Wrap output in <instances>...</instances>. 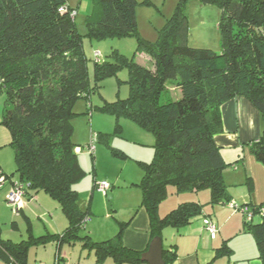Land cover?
I'll list each match as a JSON object with an SVG mask.
<instances>
[{"label":"trees","instance_id":"1","mask_svg":"<svg viewBox=\"0 0 264 264\" xmlns=\"http://www.w3.org/2000/svg\"><path fill=\"white\" fill-rule=\"evenodd\" d=\"M185 2L180 1L159 40L151 43L138 33V0H94L86 20L88 35L138 36L136 52L149 54L154 69L134 57L121 62L96 58V82L92 84L83 36L75 23L77 13L72 15L78 8L67 0H0V92L6 94L2 123L11 132L16 159L14 172H5L1 165L0 170L11 181L23 182L26 195L48 193L70 219L61 233L33 239L31 235L21 241L4 238L0 223V258L28 264L29 245L53 239L58 242L61 261V244L76 242L89 212L81 210L74 187L86 174L79 160V145L72 137L74 107L81 97L88 99L98 90L102 78L117 74L121 66L129 69L130 97L106 102L102 109L130 117L156 135L155 156L151 162H141L143 176L136 183L142 191L141 207L149 214L152 238L162 236L166 226L186 225L203 212L201 202H183L161 217L159 204L172 192L209 189L210 203L231 201L224 178L229 163L215 136L224 130L221 105L238 95L248 97L258 107L264 122V0H200L221 8L220 53L185 43ZM169 83L177 87L178 97L168 94ZM118 127L120 130L119 122ZM246 145L264 165V128L260 137ZM251 206L259 212L264 202ZM262 219L256 223L245 217L244 230L255 236L264 264ZM120 224L111 238L95 241L89 235L82 237L83 245L95 249V264L111 254L121 263L143 261L142 250L123 243L122 233L129 221ZM231 253L229 240L216 249L217 256ZM174 256L171 249L164 248L166 264H174Z\"/></svg>","mask_w":264,"mask_h":264},{"label":"rangeland","instance_id":"2","mask_svg":"<svg viewBox=\"0 0 264 264\" xmlns=\"http://www.w3.org/2000/svg\"><path fill=\"white\" fill-rule=\"evenodd\" d=\"M72 7L78 8L75 23L83 36V47L88 57L90 82L95 84L94 65L96 52L99 60L122 61L131 60L142 63L147 68L154 69L153 58L144 52H136L139 44L138 36H109L105 38L90 37L88 35L87 15L93 11L94 0H67ZM181 0H138L137 19L138 33L144 40L155 43L160 38V32L172 17ZM184 11L188 18V28L185 43L192 47L210 48L220 53L222 50V36L219 28L221 8L217 4L201 3L200 0H186ZM116 52V54H113ZM119 54L120 56H117ZM129 69L121 66L115 75L101 79L97 91L87 99L81 97L74 110L72 118L74 126L73 141L79 145L78 154L82 167L86 170L85 176L74 187L79 192V206L81 210L89 212L86 226L82 227L75 240V245L67 243L65 250L72 264H95V249L83 245V238L89 235L92 240L101 241L111 237L121 226L120 220L130 214L138 204L141 207L142 191L136 183L143 176L141 162H151L155 156L156 135L154 131L146 129L130 117L117 116L114 112L102 109L106 102L129 98L131 86L128 82ZM169 83V95L178 97L179 91L175 85ZM6 94L0 92V143L9 142L11 132L2 123V114L5 106ZM118 122L121 127L119 130ZM98 138L95 155L87 145L92 136ZM1 161L9 160L11 167H16L15 148L11 144L0 147ZM9 165V167H10ZM11 171L10 168H7ZM106 180L113 188L104 194L94 183ZM4 190V189H3ZM0 192H3L0 190ZM9 192V191H8ZM7 192V194H8ZM114 193V194H113ZM113 194V195H112ZM5 199V200H4ZM0 201V222L4 228L3 235H13L21 240L26 238L25 218L22 206L30 200L31 205L39 204L36 199L24 196L19 212L11 206L6 198ZM37 202V203H36ZM40 211V207L37 209ZM34 217V228L39 230L46 225V210ZM42 218V219H41ZM262 215L257 213L253 221L262 222ZM18 223V227L16 226ZM2 228V229H3ZM23 233V234H22ZM48 245H29V264H53L55 260V245L48 240ZM69 244V245H68ZM60 251V256L61 252ZM62 257V256H61ZM62 263L65 261L61 258ZM100 264H120L113 256L104 257Z\"/></svg>","mask_w":264,"mask_h":264},{"label":"crops","instance_id":"3","mask_svg":"<svg viewBox=\"0 0 264 264\" xmlns=\"http://www.w3.org/2000/svg\"><path fill=\"white\" fill-rule=\"evenodd\" d=\"M221 114L224 130L215 136V141L229 163V166L224 171V178L229 185L231 200L237 204L249 207H252V204L263 203L264 165L256 159L248 145H246L248 141L261 136L264 128L262 114L258 107L244 95H238L226 100L221 105ZM5 141L2 140L0 147L10 144V141ZM8 161L4 159L1 161L0 159V165L5 172L10 174L14 172L16 167L12 169L11 162ZM7 168H10L11 171H8ZM14 178L16 179V176ZM0 190L3 191L0 192V201H2L10 190V184L6 183ZM26 196H28V199L34 198L40 203L37 201L39 203L37 204L38 206L31 205L29 200L24 207L22 206L21 213H23L25 218L28 236L21 240L31 238V235L33 239L47 233H61L68 227L70 224L68 215L48 193L40 191L33 196L29 194ZM210 199V190L202 189L182 193L172 192L159 204L158 213L161 217L166 216L183 202H201L204 205L203 212L194 216L186 225L180 227L166 226L163 229V247L171 249L175 253L172 262L174 264H263L259 257L255 236L253 233L244 230L245 214L231 204H212ZM38 207H40V211L37 210ZM45 210L46 225L39 230H35L33 219L34 217L37 218V216L41 217L40 212L43 213ZM206 216L210 217L218 227L215 236H212L204 225L203 220ZM37 220L42 222L39 218ZM120 221H129L122 233L124 245L142 250V252L147 250L152 240L150 218L147 210L137 204L130 214ZM16 226L18 227V223H16ZM3 234L4 228L2 231L4 238L18 241V239H14L16 237L13 235ZM111 237H107V239ZM224 240H229L232 253L228 256H217L216 249ZM47 242L34 245L42 247L48 245ZM51 242L55 245V249L57 248L54 253L56 256L59 249L58 242L53 239H51ZM78 242L79 240H76V243ZM67 243L69 242L61 244L60 251L64 249L61 252V256L65 261L64 264H72L68 258V252L65 250ZM76 243L69 244L75 245ZM109 256H105L106 259ZM113 258L120 264H132L121 263L114 256ZM0 264L14 263L0 258ZM134 264L149 263L141 261Z\"/></svg>","mask_w":264,"mask_h":264},{"label":"built area","instance_id":"4","mask_svg":"<svg viewBox=\"0 0 264 264\" xmlns=\"http://www.w3.org/2000/svg\"><path fill=\"white\" fill-rule=\"evenodd\" d=\"M63 10V8H61ZM77 13L76 10L73 11L72 15H75ZM96 58L99 60V52H96ZM97 147V137L95 135L92 136L90 143L87 145V148L91 153H94L96 151ZM80 147H77V151ZM10 182V190L7 194V200L11 206L15 208L16 212H19V206L21 203H23L24 196H26V189L24 186V183L20 180L16 179L15 181H11L10 178L3 174L0 170V188L4 187L7 182ZM104 194H108V191L112 188V184L107 182L106 180L97 183V186ZM225 204H231L235 206L236 208L240 209L244 214L247 220H253L254 216L259 213L262 215V218L264 217V206L260 207L259 212H255L252 207L244 206L237 204L235 201H230ZM204 225L208 229V231L212 234V236L216 235V232L218 231V227L216 224L211 220L210 217L204 218ZM62 262L59 260V254L57 253L55 256V262L54 264H61Z\"/></svg>","mask_w":264,"mask_h":264},{"label":"water","instance_id":"5","mask_svg":"<svg viewBox=\"0 0 264 264\" xmlns=\"http://www.w3.org/2000/svg\"><path fill=\"white\" fill-rule=\"evenodd\" d=\"M141 259L149 264H166L162 236H154L147 250L142 252Z\"/></svg>","mask_w":264,"mask_h":264},{"label":"clouds","instance_id":"6","mask_svg":"<svg viewBox=\"0 0 264 264\" xmlns=\"http://www.w3.org/2000/svg\"><path fill=\"white\" fill-rule=\"evenodd\" d=\"M78 147H79V146H78ZM231 201H232V200H231ZM240 205H241V204H240ZM244 206H245V205H244ZM57 253H58V252H57ZM57 253H56V254H57ZM58 254H59V253H58ZM54 262H55V261H54Z\"/></svg>","mask_w":264,"mask_h":264}]
</instances>
